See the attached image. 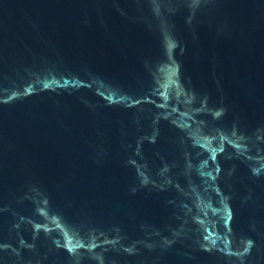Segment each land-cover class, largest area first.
Masks as SVG:
<instances>
[{
    "label": "water",
    "instance_id": "95a60500",
    "mask_svg": "<svg viewBox=\"0 0 264 264\" xmlns=\"http://www.w3.org/2000/svg\"><path fill=\"white\" fill-rule=\"evenodd\" d=\"M0 264H264V0H0Z\"/></svg>",
    "mask_w": 264,
    "mask_h": 264
}]
</instances>
